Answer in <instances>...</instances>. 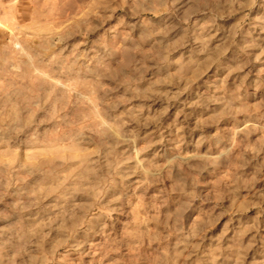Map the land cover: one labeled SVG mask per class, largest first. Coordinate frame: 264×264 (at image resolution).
<instances>
[{"label":"rangeland","instance_id":"374dc122","mask_svg":"<svg viewBox=\"0 0 264 264\" xmlns=\"http://www.w3.org/2000/svg\"><path fill=\"white\" fill-rule=\"evenodd\" d=\"M0 264H264V0H0Z\"/></svg>","mask_w":264,"mask_h":264}]
</instances>
